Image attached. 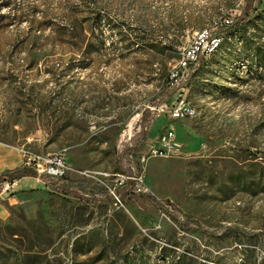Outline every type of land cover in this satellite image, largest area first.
Returning <instances> with one entry per match:
<instances>
[{"label":"rangeland","instance_id":"rangeland-1","mask_svg":"<svg viewBox=\"0 0 264 264\" xmlns=\"http://www.w3.org/2000/svg\"><path fill=\"white\" fill-rule=\"evenodd\" d=\"M2 1L0 174L24 145L99 180L0 188V264H264V0ZM236 5L183 83L197 114L140 165L181 47Z\"/></svg>","mask_w":264,"mask_h":264},{"label":"built area","instance_id":"built-area-1","mask_svg":"<svg viewBox=\"0 0 264 264\" xmlns=\"http://www.w3.org/2000/svg\"><path fill=\"white\" fill-rule=\"evenodd\" d=\"M238 16H240V11L236 5L230 11L220 16L214 22L212 28L191 34L189 41L181 47L177 61L166 77V86L169 89L175 90V92L165 103L160 104L155 109L157 116H162V118L166 119L164 131L158 136L157 143L150 146L148 151L137 159L140 165L146 163L151 157H168L174 150V132L172 126H167L168 121L188 119L197 114L196 110L190 107V100L186 95L183 83L190 75V72L194 70L196 64H199L200 60L207 55L211 45L222 37L218 33V30L232 26ZM26 140L28 141L29 138L26 137ZM15 149L21 154L22 165L35 171L37 179H39L40 175L54 180L63 179L67 175H76L84 179H97L94 171L69 164L62 153L39 154L31 151L24 145H20ZM118 176L122 180L134 181L138 190L148 192L147 186L143 183L142 176H134L131 173L125 175L119 174ZM15 181L2 182L1 190L5 191L13 187ZM111 193L114 195L113 190H111ZM114 197L118 200L115 195Z\"/></svg>","mask_w":264,"mask_h":264},{"label":"trees","instance_id":"trees-1","mask_svg":"<svg viewBox=\"0 0 264 264\" xmlns=\"http://www.w3.org/2000/svg\"><path fill=\"white\" fill-rule=\"evenodd\" d=\"M7 4H8V2H3L2 0H0V20L5 18L4 11H2V7L6 6ZM242 19H243V17H241L239 20H242ZM236 24H238V23L237 22L234 23L231 27L236 26ZM129 173H130V171H129ZM26 176L36 177L37 174L32 169L26 168L24 166L21 168L0 174V188H1L2 182H4V181H14L16 179H20V178L26 177ZM39 179L41 181H43L45 185H50L56 190H61L65 193L69 191V189H65L62 186V182L59 181L60 179L58 181L54 182V181H50V179L44 175H40ZM245 235H247V234H245Z\"/></svg>","mask_w":264,"mask_h":264},{"label":"bare ground","instance_id":"bare-ground-1","mask_svg":"<svg viewBox=\"0 0 264 264\" xmlns=\"http://www.w3.org/2000/svg\"><path fill=\"white\" fill-rule=\"evenodd\" d=\"M213 25H214V23H213ZM213 25H212L211 27H204V28H200V29H198V30H195L192 34H196V33H198V32L204 31L205 29L212 28ZM221 42H222V37H220L219 39H217V40L215 41V43H213V44L211 45L210 49H208V53H207V55L204 56V58H206L207 56L213 54V53H214V52L220 47ZM201 60H202V59H201ZM201 60H200V61H201ZM198 65H199V64H196V66L194 67V70H196V67H197ZM194 70H193V71H194ZM190 107H191L192 109H195V110H196L195 106H194L191 102H190Z\"/></svg>","mask_w":264,"mask_h":264},{"label":"crops","instance_id":"crops-1","mask_svg":"<svg viewBox=\"0 0 264 264\" xmlns=\"http://www.w3.org/2000/svg\"><path fill=\"white\" fill-rule=\"evenodd\" d=\"M9 164H10V162L9 161H6V160H3V159H0V168L1 169H4V168H7L8 166H9ZM69 164H71V163H69ZM71 165H74V164H71ZM74 166H77V165H74ZM77 167H79V166H77ZM82 168V167H81ZM24 178H26V177H22V178H20L19 180H18V182H20V180L21 179H24ZM29 178H32L35 182H40V183H43L44 184V182L43 181H41L40 179H37L36 177H29ZM82 179H84V178H82ZM89 180V179H88ZM66 182H67V180H66ZM17 183V181H15V184ZM14 184V185H15ZM0 216H2V217H4L5 216V210L3 209V207L2 206H0Z\"/></svg>","mask_w":264,"mask_h":264}]
</instances>
